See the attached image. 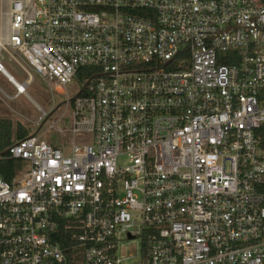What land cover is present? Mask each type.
Instances as JSON below:
<instances>
[{
  "label": "built area",
  "instance_id": "obj_1",
  "mask_svg": "<svg viewBox=\"0 0 264 264\" xmlns=\"http://www.w3.org/2000/svg\"><path fill=\"white\" fill-rule=\"evenodd\" d=\"M0 54L83 84L0 153V264H264V0H9Z\"/></svg>",
  "mask_w": 264,
  "mask_h": 264
},
{
  "label": "rangeland",
  "instance_id": "obj_2",
  "mask_svg": "<svg viewBox=\"0 0 264 264\" xmlns=\"http://www.w3.org/2000/svg\"><path fill=\"white\" fill-rule=\"evenodd\" d=\"M8 8L9 0H0V22L4 20ZM19 60L23 68L32 76L31 82L25 88L26 94L39 109L46 112V116L42 117L41 112L35 109L25 97L20 96L11 101L8 97L0 95V120L8 121L11 124V143L18 141L15 137V132L17 126L20 125L26 130L28 135L39 136L47 144L60 149L63 148L64 153L68 155V149L64 148L65 139L51 129V126L55 124V129L70 128L71 108L67 107L65 102L67 99L72 100L75 98L77 88H81L83 84L74 78L70 85L63 88L66 96L50 92L47 83L21 61L22 59ZM20 69L22 71H20V81L23 82L27 78V74L22 68Z\"/></svg>",
  "mask_w": 264,
  "mask_h": 264
},
{
  "label": "crops",
  "instance_id": "obj_3",
  "mask_svg": "<svg viewBox=\"0 0 264 264\" xmlns=\"http://www.w3.org/2000/svg\"><path fill=\"white\" fill-rule=\"evenodd\" d=\"M15 62L11 60L8 56L5 54H0V95H4L5 97H8L9 100H15L20 96H16V84H22L24 83L20 81L21 78V67L22 63L20 62L19 59H21L18 55H15ZM22 61V60H21ZM22 72V71H21ZM32 80V79H31ZM31 81H29L30 83ZM28 83V85H29ZM27 86H25L26 88ZM21 97H25L31 104L32 106L37 109L39 108L26 94L21 95Z\"/></svg>",
  "mask_w": 264,
  "mask_h": 264
},
{
  "label": "trees",
  "instance_id": "obj_4",
  "mask_svg": "<svg viewBox=\"0 0 264 264\" xmlns=\"http://www.w3.org/2000/svg\"><path fill=\"white\" fill-rule=\"evenodd\" d=\"M219 64H224V65H233L234 63L231 61H219ZM83 74V73H82ZM81 78V77H80ZM84 81V79L82 80ZM11 136H12V130H11V124L8 121L5 120H0V153L5 154V149L10 146L11 144ZM29 136L26 132V130L18 125L16 132H15V137L16 139L22 140ZM6 157V156H5ZM19 166V163L8 159V158H3L0 160V178H2L6 182H10L11 178L15 174V169Z\"/></svg>",
  "mask_w": 264,
  "mask_h": 264
},
{
  "label": "bare ground",
  "instance_id": "obj_5",
  "mask_svg": "<svg viewBox=\"0 0 264 264\" xmlns=\"http://www.w3.org/2000/svg\"><path fill=\"white\" fill-rule=\"evenodd\" d=\"M29 83V82H28ZM18 88L22 89L21 85L20 84H16Z\"/></svg>",
  "mask_w": 264,
  "mask_h": 264
}]
</instances>
